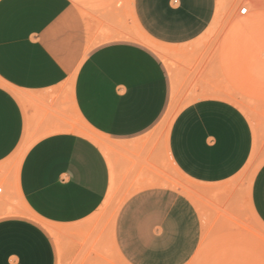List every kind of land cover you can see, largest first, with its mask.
Instances as JSON below:
<instances>
[{
	"label": "crops",
	"instance_id": "obj_1",
	"mask_svg": "<svg viewBox=\"0 0 264 264\" xmlns=\"http://www.w3.org/2000/svg\"><path fill=\"white\" fill-rule=\"evenodd\" d=\"M218 7L219 0H0V167L20 159L16 181L34 218L0 217V264L191 262L202 215L164 185L163 153L190 181L218 186L264 152V14L231 29L219 61L231 85L258 101L255 113L210 96L184 107L165 137L158 129L174 88L196 66L189 50H205L194 44ZM129 17L147 44L136 41ZM190 59L192 68L184 65ZM206 79L196 84L202 94L216 72ZM74 115L86 130L74 132ZM119 190L134 193L114 221L100 218ZM249 199L264 226V163Z\"/></svg>",
	"mask_w": 264,
	"mask_h": 264
},
{
	"label": "rangeland",
	"instance_id": "obj_2",
	"mask_svg": "<svg viewBox=\"0 0 264 264\" xmlns=\"http://www.w3.org/2000/svg\"><path fill=\"white\" fill-rule=\"evenodd\" d=\"M242 8H248L249 14L242 16L240 14ZM254 14H264V0H219L215 21L194 44L205 50H189L194 54L196 66L190 70L185 85L174 88L170 108L159 123L161 136L165 137L168 134L173 120L184 107L205 97L215 96L230 101L248 116L255 113L254 108L258 101L232 86L219 65L222 47L231 29L242 19ZM129 23V29L136 41L147 44L131 17ZM184 65L192 68L193 62L190 59ZM215 72L216 85L208 88L207 94H202L204 90L196 86L197 81L208 83L206 78ZM71 126L75 133L86 130V126L76 115L72 118ZM104 142L106 143L105 140ZM260 155L254 156L244 171L230 182L218 186H205L183 176L173 167L165 152L163 153L161 174L164 185L188 196L202 215L204 224L202 244L188 264H264V226L254 215L249 199L253 178L264 163V152ZM19 161L20 159L9 161L0 167V189H3L0 194V217L34 220L24 206L23 194L16 181ZM133 193L125 190L116 191L110 202L100 211V218L114 221L126 199ZM113 263L126 264L115 256Z\"/></svg>",
	"mask_w": 264,
	"mask_h": 264
},
{
	"label": "built area",
	"instance_id": "obj_3",
	"mask_svg": "<svg viewBox=\"0 0 264 264\" xmlns=\"http://www.w3.org/2000/svg\"><path fill=\"white\" fill-rule=\"evenodd\" d=\"M240 14L242 15V16H246V15H248L249 14V10H248V8H242L241 9V11H240ZM3 192V189H0V194Z\"/></svg>",
	"mask_w": 264,
	"mask_h": 264
}]
</instances>
